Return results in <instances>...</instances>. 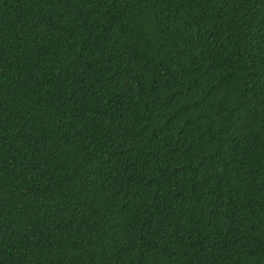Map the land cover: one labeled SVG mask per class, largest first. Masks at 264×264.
<instances>
[{"label":"trees","instance_id":"trees-1","mask_svg":"<svg viewBox=\"0 0 264 264\" xmlns=\"http://www.w3.org/2000/svg\"><path fill=\"white\" fill-rule=\"evenodd\" d=\"M0 264H264V0H0Z\"/></svg>","mask_w":264,"mask_h":264}]
</instances>
